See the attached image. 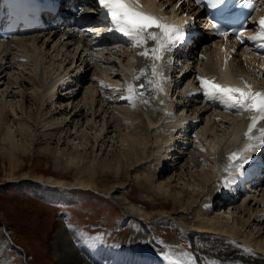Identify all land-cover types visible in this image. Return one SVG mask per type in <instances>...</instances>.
<instances>
[{
  "label": "rangeland",
  "instance_id": "rangeland-1",
  "mask_svg": "<svg viewBox=\"0 0 264 264\" xmlns=\"http://www.w3.org/2000/svg\"><path fill=\"white\" fill-rule=\"evenodd\" d=\"M44 40V37L39 41L37 40L35 47H33L30 42H24L25 40H20L21 42H23L22 45L20 44V41H15L14 44H9L7 46L9 47L7 51L10 57L8 58V60L10 61L5 60V62H3L4 67H6V70L4 71V73L6 74L4 76L3 73V79L0 78V102L4 101V103L6 102V104L8 102L7 109H9L8 120L5 121L6 123H3L2 127H4L3 129L5 130V128H9L10 125V132H13V134H15L18 138H20L21 136V133L19 132V124L21 120L26 118L27 115L26 110L23 111L21 107L22 104H24L23 106H26L27 103L29 104V102H26L25 99L24 101H21V92L24 91L25 94L27 93L34 97L36 95L37 97V94L42 90L40 86L36 84L34 85L35 82L32 81L38 77V74H42L45 79L46 77L52 79L53 76L56 75V72H59V74L63 73V75L66 72V74L68 73L67 79L71 80L68 85H72L70 89L67 86L66 88L68 89L62 90V88H64L62 87L60 91L63 94H59V97L57 94L53 99L46 98L44 100L43 111L40 115V118L38 120L35 119V121L32 122L33 125L35 124L33 145L30 147V152H28L24 157V160H22V168L15 171L16 176H9L11 165L7 156L8 154L5 149L2 150L0 148V225H5L9 229L14 242L19 245L21 247L20 249L22 250L21 251L19 248H13L9 249L7 252L6 249L2 255L3 257L0 258V261H3V264H25V259L26 263L28 264H59L54 251V245H56L55 242L57 241V239L59 240V238H57L59 236V233L62 235V237H65L64 241H66L61 242V244H66L68 246L71 244V248L73 247L72 250L74 254L77 252V255L75 254L77 258L85 264H90L91 262V257L87 258V261H85L87 252H90L93 248H97L98 245L104 246L100 243H104L106 245L104 247H112L115 242V246L117 245L116 247H130L129 249L134 252L132 254L141 255V253L135 252L134 250L137 249V251H140L139 248L142 249L141 243H144V240L141 241V238L144 239L145 237V239L148 241L147 244L149 245V247L159 249L166 254L169 253L168 256L169 258H171L172 262L176 261L177 253L181 252L183 255L188 257V259H192L194 261L193 262L191 260V264H210L214 257L212 256L213 258H211V256L208 254L199 253L198 250H196V243H207V241L198 239V237L200 236H203L205 238L217 239L218 235L219 237L221 235V237L224 238L223 240H225L226 238L225 243L233 244L239 250H247L249 255L264 259V251H261L257 248V246L262 243L261 237L258 238V235L251 236L249 231L245 230V227L242 224V220H240V218H243L245 214L243 213V216H240L241 212H238V208L236 209L237 205L239 204L248 205L249 203L251 209H258L257 211L264 210V203L260 200L262 198V190H257V192L255 193L257 195L256 197H246V195H242L241 197L237 198L238 201L235 202L236 204L233 205L232 208H223L225 210H219V212L218 210H215V212L211 209V207H209V205H207L206 200L209 198L211 191H214L217 188L221 187L223 181H228L229 183L232 182V178H230V176L224 175V173H218L216 168L212 166L213 160H215L214 157L212 158V160H210V158V161L208 160L209 162L207 161L206 163H201V165L199 164V166L197 162H194L197 161L196 159L199 155L198 149L197 151H194L195 146H198L201 142L204 148H208H206L208 151L211 149V151L207 152V154L210 153V157L212 153H217L215 155L218 156L219 153L217 151H219L220 148L225 145V141H228L230 139L232 126L238 120L235 115L228 114L227 116L226 112L217 108L215 110H211V114L209 116H207L206 114H201L200 116L201 111L196 113L194 106L188 111L179 109V112H175L181 119L190 118V120H195L197 122V127L193 132H191V136H189L190 143L192 145V152L187 151V155H185L183 157L184 159H182L176 166V163H169V165L167 166L169 168V173H166L163 178V174L161 175L157 173L156 170H154L156 166L155 163H157L155 159L161 158V156H163L164 151H158V148L159 146H161V144L163 145V143L167 141L166 138L170 136L171 130L173 129V124L176 123L175 120L177 121V119L173 117V122H169V120L164 116L162 118L163 122H161V125H158L153 129H147L145 126H143L140 122V119H135L136 116H131L130 118H128V120L127 118H125L126 120L123 118V121H121L120 124L124 130H122L121 134V132L117 131L115 128L117 123L114 120L116 117L114 115H111V127L106 130L107 134L105 131V134L107 136L103 135L102 142L99 141L100 143H97L94 146V143H92L94 142L93 133L96 132V130L94 129H106L105 121L100 120V118H94L96 120V122H94L95 120L91 115L95 110L94 106L96 107V105L94 104H97V108L100 106L96 102L93 103V105L91 104L92 95L90 93V90L94 89L93 81L99 80L102 76L104 77V79H106L104 81L112 84V81L108 80V78L111 77L115 81V83L119 82L118 84L123 85L128 77H130L132 64V61H130L131 59L127 58L126 54L124 53H117L118 56H111V59H109L108 63L104 62L102 58L99 57L98 65H90L91 69L86 70L84 69L83 64L84 57L78 59V54H80V56L83 54L79 53V51H76L75 47H71L67 42H64L65 44H62L63 40L58 36L53 41L48 42V40ZM23 46L26 48H24ZM30 47L31 49L34 48L36 50L35 53L38 58V64H36L31 57L28 58L29 55L26 56V50L24 49H30ZM127 51H130V49H128ZM100 56H103V54L100 53ZM42 57L43 61L41 60ZM12 58L13 61H11ZM73 58L74 60H72ZM100 60H102L103 62H101ZM112 60L116 61L117 64L113 65ZM21 63L24 67H22V65L20 66ZM34 64H36L37 67ZM99 64L102 65L99 66ZM94 70L95 74L93 75ZM240 70L241 69H239V71ZM33 72L35 73V75ZM9 74H14V78H16V81L22 80L20 78L25 79L26 77L25 80H28V82L30 83L26 84V86L23 88L18 84L10 86L6 84L8 80L7 76ZM196 74L198 76V73ZM77 76H80L81 78L80 83L74 81L76 80ZM8 77L9 79H12L10 78V76ZM14 78L12 80H15ZM96 86H98V83H96ZM103 87V85L99 86L101 91L105 89ZM72 91L74 92L73 94ZM103 92H106V90H103ZM98 93L101 99L104 98V93ZM74 94H76V96H72ZM93 97L95 99L98 98V96L94 95ZM137 97L142 98V96ZM151 97L154 100H157L155 96ZM40 99L42 100L43 97L41 96ZM98 99L101 100L100 98ZM57 100L62 101L60 104H57L59 106L58 109L62 107L64 108L65 105H67L68 111H71L72 116L74 115V113L79 114L80 112L83 115L79 116L80 118L78 117L81 121L80 123L76 120L78 124L76 122V127H74V129H71V134H63L61 136V139L59 138L60 132L56 131L57 135L53 136L50 139V137L43 136L44 129L43 127H41L42 125H40V123L44 124L43 121L46 120V118L44 117H46L47 115H44V113H46L47 110L48 115H50L52 113V110L50 109L51 111H49L48 108L55 106L54 101ZM99 103L101 104V102ZM87 104H91L92 108L94 109L91 108L90 110V107H88ZM117 108L120 107L117 106ZM164 108L165 107H163V105L161 104V112L166 110ZM54 110L55 109L53 107V111ZM217 111L219 112L217 113ZM92 124H95V128L92 126ZM128 133H139L138 136L140 135L139 137L143 139L144 143L146 144V153L148 154V156L150 155L144 161V164L142 163L138 166V168L142 172L141 179H144L143 181H145L146 185L153 180L161 182L164 179L165 185L163 187L169 190L168 194L173 187L177 188V193L180 191L179 196L184 199L187 198L186 192L190 193L191 198H188L189 200L193 201V204L195 206L194 209L188 212H181L177 215L174 213L171 214L170 211L168 212V210L163 214H160V212L158 213V211L156 212L155 210L150 209V212L152 211L149 214L150 216L145 217L144 211L137 212L124 206L122 201H124V203L126 202L125 204H127L128 200H125L122 197H112L111 193H106L100 187H84L77 184H63L60 187L50 178L54 177V175H56L55 177H57V171H66L69 174V181L74 180V175L77 174V169H80V167H83L84 165L82 164V166L80 164L79 166H77L78 168L75 167V164L71 163L69 158L66 156L69 153L84 151L83 153H87L88 158L91 157L90 159L94 158L100 162V160L106 159L108 158V156L110 157L115 153H120V150H126L128 147L124 135H127ZM59 139H61V142ZM44 143H48L52 150L57 147L63 150V153L60 154L61 160H59V162H57L53 155L48 153L46 150L41 149V147L39 149V146ZM3 144L4 143H2V145ZM202 145L200 144V146ZM3 146L6 147L5 144ZM64 152L66 153V155ZM193 153L195 156H193ZM227 167L228 166L225 165V169H227ZM194 172L195 175L199 172L201 174L200 178L202 176L203 178L201 179L208 182L206 183V187H202L203 185L195 179L197 175H191ZM183 174L185 176H183ZM40 175H42L43 177L41 178ZM129 177L130 178L128 180V183H126L124 187L125 192H127L129 196L136 202H140L141 200L149 201L148 198L145 197V193H143L142 195V192L139 191L141 185L138 181H136V176L130 173ZM36 182L38 183L39 187L41 186L40 189H42L43 191L47 189L46 191L48 192H45L44 195H42V191L38 192V190H36V187L34 186ZM104 183L105 179L100 178L99 186ZM71 187L88 189H78L74 191ZM260 187L264 189V182L261 183ZM171 207H169L168 209L170 210ZM197 213H201V217L199 216L197 218ZM210 215L215 216V218L217 217L222 221V223H225L224 225H226V227L224 231H220L219 234L207 232L199 233L195 238L190 233V230H193L192 228H188L186 227V225H182L185 227V229H183L184 232H182L179 228H177V224L174 223L176 226L172 225V223H170L172 220H169V217H172L180 224V218H184L188 219L193 225H196V223L198 224V221L205 222L204 219L207 220ZM58 217H60L62 220H59ZM76 230L81 235L78 234ZM185 230L189 233L185 234ZM230 230L235 234H231V232H229ZM262 232L264 233V229L262 230ZM69 233L70 236L68 235ZM98 234L101 235L102 238H99ZM225 234L229 235V237L225 236ZM75 235H79L82 240L75 241ZM3 236L4 235L0 231V240L3 238ZM92 239H98V242H96V244H93V246L90 245ZM195 239H198V242ZM210 242H212V240H210ZM124 243L127 244L125 245ZM138 243L140 245H138ZM73 244L78 245L79 248H75ZM248 244L250 246H248ZM186 245L188 249L186 248ZM90 246V250L83 252V250H85V247L90 248ZM251 246L254 247L256 251H254ZM80 247H83L82 251L80 250ZM79 251H81L83 255L84 253H86L84 255L85 258L83 257V255L81 256L78 253ZM23 252L26 254L27 258H25ZM142 255L143 257H146L144 254Z\"/></svg>",
  "mask_w": 264,
  "mask_h": 264
},
{
  "label": "bare ground",
  "instance_id": "bare-ground-1",
  "mask_svg": "<svg viewBox=\"0 0 264 264\" xmlns=\"http://www.w3.org/2000/svg\"><path fill=\"white\" fill-rule=\"evenodd\" d=\"M76 1L79 4V2L81 0H76ZM88 1L91 4L92 8L97 7V0H88ZM166 1H169V0H160V4L163 5L162 3L166 2ZM174 2H176V0ZM173 3H172V7L175 5ZM145 8L147 11H152L151 8H149V6H147V5L145 6ZM172 10H173L172 14L175 16V21L172 22V19H170L169 20L170 22L167 24H169V25H173L174 23H176L177 25L182 24L181 22H183L185 20V17L182 16L181 18H178V16H177L178 13L177 12L175 13L174 9H172ZM189 10H191V9H189ZM261 13H264V9L261 10ZM158 15H159V17H164L162 15V12H159ZM50 33H52V34H50ZM58 33L63 35V36L66 35L68 42L73 41L72 42L73 44L79 43L77 41V36L74 32L65 31L61 27L57 28L55 30H52V31H48L46 33L33 34V35H31V37L24 38L23 40H25L24 42H30V44L33 47H35L37 40L39 41L41 38H43V36H45L44 41L48 40V42H49V41H53L59 35ZM212 38L205 37L203 40H201L202 44L200 43L198 45V46L201 45L200 48L195 47V48H192V50H188V57H186L184 60V65L185 64L186 65L184 66L182 64L186 70H185V72L183 74V78H182V81L184 80V82H182V86L184 88H182L181 90L182 91L186 90L189 92L185 95V97H188L189 99H188V101H186V103H184V101H183V104H181V106H179V104H178V103H180L178 98L171 100L167 94V92H168L167 91L168 90L167 85H168V81H169L168 78H170L172 76L174 71H171V67H169V61L166 59V56L163 54L164 58L162 60H156V61H158V64H156V67H155V72L157 73V75L151 76L152 69L150 66L153 64L154 61L150 60V59H146L145 57L138 55V53L140 51L145 50V47H147L149 49L152 47H156L157 46L156 42L149 40L147 42L146 46H142L140 48H134L131 46L128 48V49H130V51H127V50L124 51L128 55L133 56L136 59V62H138L137 68H136V75H135L134 80H133L134 83L132 85L136 86V93H142V95L130 94V93H128L127 88H122L121 90L119 88V90H118V89H115V87L114 88L108 87L110 83L105 84V87H104L105 89H103V90H106V92H103V90H102V93L105 94L104 98H102V99L99 95H97V93L94 89L90 90V93L92 95L91 96V102H92L91 104L93 105V103L96 102V103H98V105H100L97 108V104H94V105H96V107L94 106L95 110L91 115L93 116V119L94 118H96V119L100 118V120H103L106 122L105 123L106 129H104V128L103 129L101 128L100 130L94 129V130H96V132L93 133V139H94L93 140L94 142H92V143H94L93 146L97 143H100L99 141L102 142V140H103L102 136L103 135L105 136L107 134L106 130L109 129V127H111V123H112V121L110 122L111 115H114L116 117L114 120L117 123L115 128L117 131L121 132V134H122V130H124L120 124V122L123 121V118L124 119L127 118V120H128V118H130L131 116H136L135 119H137V118L140 119V122L142 123L143 126H145L147 129L148 128L153 129V128L157 127L158 125H161V122H163L162 118L164 116L166 117V119L169 120V122H173V120H172V117H173V118L177 119V121L175 120L176 123L173 124V127H172L173 129L171 130L170 136L167 137L166 138L167 141L164 142L163 145L161 144V146H159V148H158V151H161V150L164 151L163 156H161V158L155 159L157 161V163H155L156 166H155L154 170H156L157 173H159L161 175L163 174V178H164L165 174L169 173V168L167 167L169 165V163H171V164L176 163L175 164V166H176L182 159H184L183 157L185 155H187V151L192 152L191 151L192 145L190 143L189 136H191V132H193L197 127V122L195 120H190V118L189 119H187V118L181 119L179 116H177V114L175 112H179L180 108H183L182 110L188 111L189 109L192 108V106H194L196 113L201 111L200 116H201V114L202 115L206 114L207 116H209L211 114V109H214L213 108L214 106H218V107L223 108V105L218 104V103H216V104L212 103L211 101L206 99V96L204 94H202V92H197L198 87L192 81H190L189 79L187 81H185V79H187L189 77V74H191L194 71V70H192L193 67L196 66L198 68L201 77H205V78H209V79L215 77L217 83L224 84V85L231 86V87H236L237 85L241 84V82L236 80V78H235L236 76H235V73L233 70L235 65H237L238 67L242 66L241 61L239 59H237L236 57H233V54H232V56H230V53H231L230 50L223 49V48H221L220 45L212 46V44L209 43V41H211ZM123 42H124L123 40H117L116 43H119V44H116L115 48L112 49V48L108 47L109 53L110 54H112V53L117 54L120 50L119 46L121 45V43L123 44ZM9 43L10 42L0 43V75L2 74L0 76V78H2V79L6 74V73H4V71L6 70L5 69L6 67H4L3 62H5V60L10 61V60H8V58H10V57H9V53L7 51L9 48V47H7L9 45ZM20 44L22 45L23 42L20 41ZM62 44H65L64 41L62 42ZM24 46H25V44H24ZM31 47H30V49H28V48L24 49V50H26L25 51V53L27 54L26 56L29 55L28 58L31 57L32 60L36 64H38V58H37L36 53H35L36 50L34 48L31 49ZM24 48H26V47H24ZM86 48H89V47L87 46L84 49L86 50ZM31 50H34V51H31ZM79 53H81V51H79ZM74 55H76V54H74ZM24 56H25V54H24ZM82 57H84V56H82V55L80 56V54H78V59L82 58ZM226 58H227V64H225ZM228 58L233 61V64L231 62V65H230V63L228 62L229 61ZM42 59H43V57L41 58V60ZM72 60H74V58ZM85 60L86 59L84 57V61H83L84 62L83 63L84 69H86V70L91 69V66L89 65L90 62L88 60H86V61ZM11 61H13V58ZM20 62H22V61H20ZM161 62H162V65H165V66H162ZM33 63H32V65H33ZM26 64H25V66H26ZM36 64H34V65L36 66ZM191 64H193L192 68H190ZM21 65H22V67H24L22 63L20 64V66ZM248 65L249 64H247V66ZM77 67H78V65H77ZM189 68H190V70H188ZM40 69H42V68H40ZM161 69H162V71H161ZM141 70H144V71L141 72ZM258 71H262V70H258ZM3 73H4V76H3ZM10 73H12V72H10ZM57 74H59V72L58 73L56 72V75L54 74L55 76H53L52 79L48 78V77H46V79H45L42 74H38V77L32 81V82H35L34 85L36 84V85L40 86V88L42 90L40 93L37 94V97H36V95L34 97V96L29 95L27 93L25 94L24 91L21 92V98H22L21 101H24V99H25L26 102L27 101L29 102V104L27 103L26 106H23L24 104H22V107H21L23 111L26 110L27 115H26V118L21 120V122L19 124V126H20L19 132L21 133L20 138L16 137V135L13 134V132H10V130H11L10 125H9V128H5V130L3 129L4 127H2V125L5 121L8 120V117H9V109H7L8 102H7V104H6V102L4 103V101L0 102V142H1L0 148L2 150L5 149V151L8 154L7 156L9 158V162L11 165V170L9 171L10 177L16 176L15 171L22 168L21 167L22 160H24V157L26 156V154L28 152H30V147L33 145V135L35 132L34 131V125L35 124L33 125L32 122L35 121V119L38 120L40 118V115L42 114V111H43L44 100L46 98L53 99L54 96L56 95V92L60 91L61 87H63L64 84L67 83V81H68L66 74H64V75L63 74L57 75ZM160 74H162V75H160ZM34 75H35V73H34ZM138 75L140 76L139 80L136 79V77ZM8 76H10V78H12V79L15 77L14 74L13 75L9 74ZM8 76H7L8 80H7L6 84H8L10 86L14 85V84H18V85H20V87L22 86V88H23L26 86V84L30 83V82H28V80H25L26 77H25V79L19 77L22 80L16 81V78H14L15 80H12V79H9ZM152 77L154 80L153 84H149V81H152L151 80ZM163 77H167V80H163ZM99 78H100V76H99ZM17 79H18V77H17ZM104 80H106V79H104ZM74 81L77 83H80L81 79L79 78V79H76ZM157 81H159L163 84V88H164L163 92H159L157 90V88H156V82ZM140 83L144 85L143 88L139 87ZM252 84L254 85V83H252ZM101 85H103V84H101ZM71 86H68V88L70 89ZM242 86L245 87L244 85H242ZM169 87H171V86H169ZM178 87L179 86H176V88H178ZM68 88H66V89H68ZM64 89H65V87L62 90H64ZM60 93H61V91H60ZM73 93L74 92L72 91V94ZM180 93L182 94V92H180ZM62 94L63 93H61L60 95H62ZM93 95L98 96V98H100L101 100H99L98 98L95 99L93 97ZM130 95L132 98L131 99L127 98ZM41 96L43 97L42 100L40 99ZM72 96H76V94H74ZM137 96H142V98H139ZM151 96H155V98H157V100H154ZM97 100L99 102H101V104ZM145 100H148L149 103L145 104L144 103ZM204 100H205V103H203ZM61 102H62L61 100L60 101L59 100L54 101L55 106H53V107L55 110L53 111V107L48 108L49 111L52 110V113L50 115H48V112L46 110V113H44V115L45 114L48 115V116L46 115V117H44V118H46V120L43 121L41 119L44 122V124H41L40 123L41 121L39 122L40 125H42L41 127H43V129H44V131H43L44 135L43 136L50 137V139L53 136L57 135L56 131L60 132L59 138H61V136L63 134H67V135L71 134V129L72 128L74 129V127H76L78 122L79 123L81 122L79 119L80 118L79 116H82L83 114L81 112L79 114L74 113V115L72 116L71 111L70 110L68 111L67 105H65L64 108L62 107V108L58 109L59 106L57 104H60ZM160 102L163 105V107H165L164 109H166L162 112L160 110V108H161ZM23 103H25V102H23ZM116 103H118V104H116ZM120 103H122V104H120ZM175 103H177V104L175 105ZM91 104H87L88 107H90V110L92 108ZM29 105H31L32 107ZM117 106H119L120 108H117ZM94 108H92V109H94ZM226 109H228V108L226 107ZM81 111H82V109H81ZM163 113H164V115H163ZM227 116H228V114H227ZM241 119L245 120L246 118H245V116H242ZM242 120L236 121V123L232 126L230 138L232 137L233 133L238 134L239 131H238L237 127H238V125H240L239 123L242 122ZM76 122H77V124H76ZM94 122H96V120ZM92 126L94 127L95 124H92ZM35 128H36V126H35ZM105 131H106V134H105ZM80 133H81V131H80ZM138 134L139 133H137V134L136 133L135 134L134 133L133 134L128 133L127 135H124L125 140L127 141V147L128 148L126 147L127 148V149L125 148L126 150H124V149L120 150V153H117V154L115 153L110 157L108 156V158L100 160V162L97 159H94V158L90 159L91 157L88 158L87 153L86 154L83 153L84 151L83 152L82 151L81 152H75V153L73 152V153H69L67 155L64 152L65 155L71 161V163L75 164L74 165L75 167L79 166L80 164L81 165L83 164L84 166L82 165L83 167H80V169L77 167L78 168L77 174L74 175V180H72V181H69V179H68L69 174L66 171H64V172L57 171V173H56L57 177H55L56 175H54V177H50V178L52 179V181L57 183V185L60 187L63 184L64 185L65 184H69V185L70 184H77V185L84 186V187H87V186L100 187L106 193H111L112 197H114V196L118 197V198L122 197L123 199L128 200L127 204H125L126 202L124 203V201H122L124 206H126L129 209L135 210L137 212L144 211L145 217L150 216L149 214L152 212V211L150 212V209L151 210L153 209L156 212L158 211V213L160 212V214H163L165 211L168 210V212L170 211L171 214L174 213L176 215L181 213V212H188V211H191L192 209H194L195 206L193 204V201L189 200V198H188V197H190V193L186 192L187 198L184 199V198L179 196L180 191L177 193L176 187H173L172 190H170V193L168 194L169 190H167L163 187L165 185V183H164L165 180L163 178H162L163 180L161 182H159L157 180H153V181L147 183V185H146L145 181H143L144 179H141V173L142 172L140 171L138 166L141 165L142 163L144 164L145 163L144 161L150 155L148 156V154L146 153V149H147L145 146L146 144L144 143V140L139 137L140 135L138 136ZM61 139H59L60 142H61ZM203 141H205V140H203ZM2 143H4L6 147H4L3 146L4 144L2 145ZM200 144L202 145V142ZM200 144H199V146H200ZM234 145H235V143L233 142L232 138L230 141H225V145H223V147L221 148V152H219V154H218V157L220 156V158H219L220 165L227 163L228 167L226 169V174H227V176H230V178H232L231 179L232 182H230V183L228 181L222 182L223 183L222 187L225 188L224 193H221L220 195H218L215 200H212V198H215V194L219 193V192H223V191H221V189L218 188V189H216L218 191L214 190V191L210 192L209 198L206 201H207V205H209V207H211V209L213 211L218 210V212H219V210H225V209H223V205H226V204H228L225 207L226 209L232 208L233 205L236 204L235 203L236 201L232 202V201L223 200L222 202H220V200H222L223 195L226 196V194L228 195L229 199H232V196L237 197L234 194L236 192V190L234 192H227V191L230 189L234 190L233 189L234 187L232 188V185H234L235 183L237 186V183L244 182L245 174L248 173V172H245V174L239 175L238 173L240 171H238V169L240 167L239 166L240 163L231 160L230 155L227 154L230 148L236 149ZM58 146H59V144H58ZM40 147H41V149L46 150L48 153L53 155V157L55 158V160L57 162H59V160H61L60 154L63 153V150L61 148L57 147V148L52 150L48 143L41 144L39 146V149H40ZM165 147H166V150H165ZM201 147H203V145L200 147L195 146V149L193 148L194 151H197V149L199 151L198 152L199 155L196 159L197 161H194V162H197L198 166H199V164L201 165V163H206L208 161L207 157H210L209 156L210 153L207 154V152L211 151L210 148H209L210 150L208 151L207 147H206L207 149L204 147L203 148H201ZM243 150H245V152L243 151L245 155L246 154L248 156L251 155L249 160H254L260 156L259 155L260 150L257 148L256 145L253 144L252 141H248L247 143H245L243 146ZM180 153H182V154H180ZM193 156H195L194 153H193ZM248 156H247V158H248ZM177 157H179V158H177ZM175 159H177V160L175 161ZM202 167H203V164H202ZM130 173H132L136 176V178H137L136 181H138L139 184L141 185V187L139 188V191L142 192V195H143V193H145L144 195H145V197L148 198L149 201L141 200L140 202H136L134 199H132L129 196V194L127 192H125L124 187H125V184L128 183V180L130 178L129 177ZM191 175H195V172L192 173ZM196 175H195L196 176L195 179L198 180L200 182V184L203 185L202 187H206V183H208V182L201 179V178H203L202 176L200 178L201 174L199 172ZM40 176H41V178L43 177L42 175H40ZM183 176H185V175L183 174ZM100 178L105 179V183L102 184L101 186H99L100 185L99 184ZM220 178H221V176H220ZM34 186L36 187V190H38V192L42 191V195H44V193L47 192L46 191L47 189L45 191L40 189L41 186L39 187L37 182L35 183ZM259 189L262 190V193H261L262 198L260 200L264 203V189L263 188H259ZM237 193H239V191H237ZM256 196L257 195L255 194V192L253 193V192L248 191V193L246 194V197H256ZM216 200H219V201H216ZM253 200H255V199H253ZM169 207H171L170 210L168 209ZM237 208L239 210L238 212H241L240 216H243V213L245 214V216H243V218H240V220H242L243 226L245 227V230L246 231L248 230L249 233L251 234V236L258 235V238L261 237L262 243H260L259 246H257V245L256 246L259 250L264 251V233L262 232V230L264 229V210L257 211L258 209L257 210L251 209L249 206V203H248V205L247 204H244V205L239 204V205H237L236 209ZM256 212H258V213H256ZM196 216H197V218L199 216L201 217V213H197ZM204 220H205V222L197 220L198 224L196 223V225H193L188 219L180 218L182 225H186V227L193 229V230H190V233L195 238H196V235L199 233L207 232V233L219 234L220 231L222 232L225 230V227H226V225H224L225 223L224 222L222 223V221L220 219H218L217 217L215 218V216L210 215L209 218H207V220L206 219H204ZM184 229H185V227H184ZM0 231L4 235L3 238L0 240V258H1V257H3L2 255H3L4 251L10 247L11 241H14V239L12 237L11 232L9 231V229L5 225L4 226H2V224L0 225ZM226 231H228V230H226ZM229 232H231V234L234 233L231 230ZM68 235L70 236V233ZM57 238H59L60 241L57 239V241L55 242L56 245H54V251H55L57 261L59 264H85V263H82V261H80L77 258V256H76L77 252L75 253L76 255L74 254V252L72 250L73 247L71 248L70 243H69L70 244L69 246L66 244H61V242H66V241H64L65 237H62V235L59 233V236ZM79 238H81V237H79V235L74 236L75 241L82 240V238L81 239H79ZM139 238H140V236H139ZM145 238L144 239L141 238V241L144 240V243H141L142 249L139 248L140 251H137V249L134 250L132 248L135 252H139V253H141V255L144 254L146 256V257H143V260H141V256H138L137 254H130L129 256H126V252L125 253L123 252L124 255L119 257L118 255L115 254V252H113L114 251L113 247H104V246H100V245H98L97 248H93L90 252H87V254L84 253V255L85 254L87 255L86 258L91 257L90 264H159L160 262H163L162 264H188V263L191 264V262L193 261V260L191 261V259H188V257H186L181 252H179V253H177L176 261L172 262L171 258H169V256H168L169 253L166 254L159 249L149 247V245L147 244L148 241ZM198 239H200L202 241H207V243L202 244L203 242H198ZM198 239H195L198 242V243H196V247H197L196 250H198L199 253L209 254L211 256V258L214 257V259L211 262L215 261V262H217V264H264L263 258H261V259L256 258L255 256L249 255L247 251H243V249H241V250L237 249L233 244L225 243L226 238H225V240H223L224 238H222L221 235H220V237L218 235L217 239L216 238H205L203 236L198 237ZM247 239H249V238H247ZM210 240H212V242H210ZM124 244L126 245L127 243H124ZM138 245H140V244L138 243ZM90 249L91 248L85 247V250H83V247H80V250L81 251L83 250V252L84 251L86 252ZM262 255H263V252H262ZM86 261H87V259H86ZM0 264H3V261H0Z\"/></svg>",
  "mask_w": 264,
  "mask_h": 264
},
{
  "label": "snow or ice",
  "instance_id": "snow-or-ice-1",
  "mask_svg": "<svg viewBox=\"0 0 264 264\" xmlns=\"http://www.w3.org/2000/svg\"><path fill=\"white\" fill-rule=\"evenodd\" d=\"M215 2L222 3L223 0H215ZM98 3L106 11L115 30L126 37L132 47L140 48L146 46L149 40L156 42V47L150 49L145 47V50L138 53V55L146 59L153 61L162 60L164 52H172L174 48L184 41V30L182 28L167 24L166 20L168 17H159L144 11L142 0H98ZM220 35L227 37L228 33L220 32ZM235 35L243 44V31L241 30ZM248 39L256 42L258 48L264 49V42H262L264 41V19L259 22L258 35ZM225 64H227V58L225 59ZM150 67L152 74L154 76L157 75L155 72L156 65L153 63ZM143 71L141 70V72ZM136 79L139 80L140 76L138 75ZM197 79L200 81V87L203 89L204 95L210 100L217 101L219 104L233 109L236 115L251 114V120L247 126L245 136L250 139L253 138V131L257 130L258 124L264 121V93L251 91V86L247 85V82H245V85L249 90L245 91L244 88L217 83L215 77L211 79L197 77ZM163 80H167V77H163ZM152 83L153 81H149V84ZM139 87L143 88L144 85L141 84ZM156 88L159 92L164 91L163 84L159 81L156 82ZM127 91L130 94L142 95V93H136L135 85H129ZM127 98L131 99L132 97L130 95ZM144 103L148 104L149 101L145 100ZM258 131L260 133V141L264 144V127H260ZM235 156L236 154L233 153L231 158L234 159ZM211 264H217V262L214 261Z\"/></svg>",
  "mask_w": 264,
  "mask_h": 264
}]
</instances>
